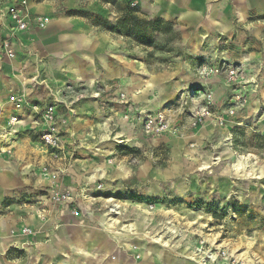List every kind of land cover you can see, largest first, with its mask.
Here are the masks:
<instances>
[{"label":"rangeland","instance_id":"rangeland-1","mask_svg":"<svg viewBox=\"0 0 264 264\" xmlns=\"http://www.w3.org/2000/svg\"><path fill=\"white\" fill-rule=\"evenodd\" d=\"M126 1L76 0L79 6L65 13L128 41L131 60L139 62L140 72L145 73V89L136 92L86 84L51 89L56 113L49 128L58 140L55 149L45 146L42 133L28 135L14 132L13 127L3 131L0 161L66 163L71 170L65 173L40 166L33 193L15 203L35 211L46 206L64 211L62 229L71 241H85L84 249L90 254L96 253V247L92 248L96 239L106 244L104 263L139 264L141 256L134 247L138 241L158 246L161 259L186 261L192 246L205 241L207 247L223 248L241 264H264V51L259 71L250 72L239 61L247 59L253 65L258 61L254 57L197 62L235 68L245 101L236 104L233 92L224 91L209 108L224 123L211 118L192 128V118L205 107V95L194 88L177 94L163 78L186 60L183 37L187 29L170 22V34L154 36L158 47L154 49L107 31L106 24L119 26ZM137 15L141 18L139 10ZM151 30L147 28L146 33ZM135 107L159 109L171 126L178 124L184 132L178 130L165 140L137 136L131 124ZM231 109L234 114L228 116ZM79 122L80 131L74 129ZM26 133L30 144L13 153V144ZM123 148L132 153L125 154ZM56 195L62 201H56ZM23 228L27 227H18L10 235L20 237ZM37 230L31 236L41 233ZM68 253L70 259L72 246ZM242 253L247 261L237 257ZM25 254L15 250L7 259L20 261Z\"/></svg>","mask_w":264,"mask_h":264},{"label":"crops","instance_id":"crops-1","mask_svg":"<svg viewBox=\"0 0 264 264\" xmlns=\"http://www.w3.org/2000/svg\"><path fill=\"white\" fill-rule=\"evenodd\" d=\"M127 1L138 8L143 19H162L187 29L183 37L186 60L163 77L169 80L177 94L194 88L199 89L195 91L200 96L210 93L215 101L224 91L231 93L221 77L204 81L197 79L196 69L200 64L218 66L213 63L230 59L231 56L254 57L253 60L258 61L253 65L245 61L247 59L239 61L250 72L261 68L262 60L259 58L264 51V0ZM6 4V0H0V9ZM27 5L31 15L44 16L49 19V24L45 30L32 29L20 35L30 55L15 48V57L9 59L0 49V134L12 127L14 132H29L28 135L42 133L44 126L40 115L54 102L51 89H59L63 85H109L136 92L145 89V73L140 72L139 62L136 64L131 60L128 41L91 27L78 16L65 13L79 6L76 0H27ZM7 24L6 20H0V42ZM199 60L213 63L198 64ZM131 96L135 97L136 94ZM138 111L153 114L159 109L150 112L135 107L133 114ZM76 113V118L80 119L78 108ZM12 118L18 119L19 123L11 125ZM207 121L212 119H207L205 123ZM131 124L132 131L145 139L140 126L133 121ZM174 126L179 127L178 124ZM80 128L81 123H76L74 129L80 131ZM26 136L27 133L22 134L20 140L13 144V153L28 147L30 142ZM170 136L167 134L157 140ZM42 165L65 173L71 171L66 163L0 161V264H114L104 263L102 258L107 246L98 244L97 239L92 244V248L96 247V253L91 254L84 249L85 241L76 238L71 241L69 233L62 229L64 211L51 209L50 206L35 211L29 206L15 203L33 193L37 171ZM5 201L11 204L3 207ZM18 211L17 216L15 213ZM18 227L38 229L41 233L28 237L11 236L10 232H18ZM71 246L72 257L68 259ZM134 247L141 256L139 264H196L189 257L186 261L161 259L158 246L143 241L135 242ZM15 250L25 252V257L20 261L7 259L9 253ZM216 264L223 263L219 261Z\"/></svg>","mask_w":264,"mask_h":264},{"label":"built area","instance_id":"built-area-1","mask_svg":"<svg viewBox=\"0 0 264 264\" xmlns=\"http://www.w3.org/2000/svg\"><path fill=\"white\" fill-rule=\"evenodd\" d=\"M6 1V6L0 9V20H6L8 23L4 27L1 36V52L9 59L15 57V48L22 49L26 54L30 55L29 48L24 45L20 35L32 29H37L39 31L45 30L49 23V19L44 16L31 15L27 8V0ZM196 75L201 81L211 77H223L225 84L233 92V99L236 104L244 103L245 93H242L241 78L238 77V71L235 68L200 64L197 66ZM32 80L36 81V78ZM203 98L205 107L194 115L190 122V126L192 128H197L207 119L211 118L222 125L224 119L216 117L209 110L210 106H213L212 95L208 93ZM122 100H124V97H122ZM55 113V106L50 104L40 115L41 123L45 128L42 132L41 139L44 141L45 146H48L50 149H55L58 146V140L53 134L54 129L52 130L49 128L53 123ZM233 114L234 110L231 109L228 111L227 115L232 116ZM131 119L140 126L142 135L147 139L159 138L167 134L176 133L179 130L177 126L170 125L161 111H157L153 114L138 111L131 116ZM18 123L19 121L16 118L10 120L11 125H16ZM2 152L0 148V156ZM56 201L60 202L62 198L56 195ZM32 233L33 231L31 229L23 228L20 234L22 237H28L31 236ZM11 235H13V233H11ZM206 244L205 241H201L199 244L192 246L189 260L201 262L203 264H216L219 261H222L224 264H241L239 259H231L223 248H215L213 246L207 247Z\"/></svg>","mask_w":264,"mask_h":264},{"label":"trees","instance_id":"trees-1","mask_svg":"<svg viewBox=\"0 0 264 264\" xmlns=\"http://www.w3.org/2000/svg\"><path fill=\"white\" fill-rule=\"evenodd\" d=\"M138 8L131 6V1H126L122 10V18L119 21V26L111 27L106 24V30L112 33L123 35L134 43L140 46L149 47V48H158L157 44L154 41L155 35L166 36L171 33L170 30V21H164L162 19H155L146 22L141 19L138 15ZM158 25H163L166 29L157 30L155 27ZM151 27V33L148 35L146 33L147 28ZM125 154H131L132 151L129 149H121Z\"/></svg>","mask_w":264,"mask_h":264},{"label":"bare ground","instance_id":"bare-ground-1","mask_svg":"<svg viewBox=\"0 0 264 264\" xmlns=\"http://www.w3.org/2000/svg\"><path fill=\"white\" fill-rule=\"evenodd\" d=\"M237 257H239V258H241L243 260H246V261L248 260V257L246 256L245 253L239 254ZM199 264H203V263L199 262Z\"/></svg>","mask_w":264,"mask_h":264}]
</instances>
